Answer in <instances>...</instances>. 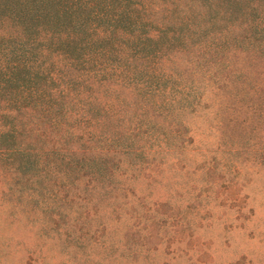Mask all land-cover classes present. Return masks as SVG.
I'll list each match as a JSON object with an SVG mask.
<instances>
[{
    "label": "trees",
    "instance_id": "trees-1",
    "mask_svg": "<svg viewBox=\"0 0 264 264\" xmlns=\"http://www.w3.org/2000/svg\"><path fill=\"white\" fill-rule=\"evenodd\" d=\"M258 61L264 0H0V164L124 196L181 170L201 119L226 131L216 151L264 165L240 118L264 113Z\"/></svg>",
    "mask_w": 264,
    "mask_h": 264
},
{
    "label": "rangeland",
    "instance_id": "rangeland-1",
    "mask_svg": "<svg viewBox=\"0 0 264 264\" xmlns=\"http://www.w3.org/2000/svg\"><path fill=\"white\" fill-rule=\"evenodd\" d=\"M248 66L264 80V62ZM240 118L249 147L264 148V113ZM196 123L181 170L128 181L124 196L81 171L34 180L0 164V264H264V165L216 151L226 131Z\"/></svg>",
    "mask_w": 264,
    "mask_h": 264
}]
</instances>
